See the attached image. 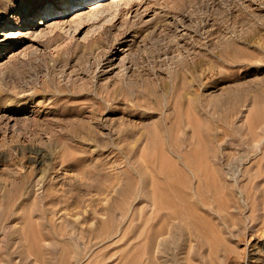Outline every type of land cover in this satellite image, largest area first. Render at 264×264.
<instances>
[{
    "label": "rangeland",
    "instance_id": "374dc122",
    "mask_svg": "<svg viewBox=\"0 0 264 264\" xmlns=\"http://www.w3.org/2000/svg\"><path fill=\"white\" fill-rule=\"evenodd\" d=\"M83 1L0 0V264H264V0Z\"/></svg>",
    "mask_w": 264,
    "mask_h": 264
},
{
    "label": "bare ground",
    "instance_id": "6f19581e",
    "mask_svg": "<svg viewBox=\"0 0 264 264\" xmlns=\"http://www.w3.org/2000/svg\"><path fill=\"white\" fill-rule=\"evenodd\" d=\"M137 1L138 0H95V1H92L90 3L83 1V2H81V4H83L82 9L80 10L81 12H77V14H75V16H73L74 18H72V19L75 22L76 21L80 22L81 20L86 19L88 17L91 18L92 15L96 16L95 14H98L100 12L102 13L103 11H105L109 8L113 9L114 7H118L122 3L129 5V4L135 3ZM85 4H88V5H85ZM69 8H70V6L68 3L63 4L60 8L56 7L54 4H51L46 9L42 10L41 12L36 14L35 16H32L31 22L34 23L35 25L36 24L37 25L38 24H41V25H46V24L48 25L49 24L50 25L49 21L46 23H44V22L46 19L51 17L52 19L50 21L53 20L56 23V19H58V16L67 13L70 10ZM54 22H53V24H54ZM67 22L70 23L71 21L70 22L67 21ZM61 23H63V22H61ZM51 25H52V22H51ZM36 33H37V31H36ZM36 33H35V35H36Z\"/></svg>",
    "mask_w": 264,
    "mask_h": 264
}]
</instances>
